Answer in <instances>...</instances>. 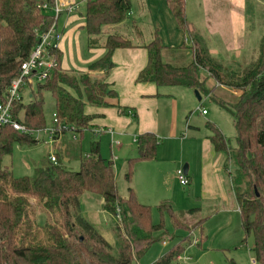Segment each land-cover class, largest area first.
Instances as JSON below:
<instances>
[{
    "label": "trees",
    "instance_id": "obj_1",
    "mask_svg": "<svg viewBox=\"0 0 264 264\" xmlns=\"http://www.w3.org/2000/svg\"><path fill=\"white\" fill-rule=\"evenodd\" d=\"M40 2L46 3L47 9L38 8ZM167 2L178 27L191 40V61L184 66L164 62V47L155 37L143 46L148 52V61L136 80L196 90L232 116L235 146L231 147L211 125L209 139L214 151L225 155L223 169L238 206L242 241L252 237V257L256 264H264L262 41L258 57L244 66L215 59L207 52L202 37L188 23L184 0ZM53 4L54 0H0V102L4 101L10 81L18 76L21 62L38 42L34 29L47 28L53 22L50 9ZM129 11V0L85 1L83 28L88 47L101 44L106 52L89 65V70L108 71L113 66V51L133 46L119 34L103 38L105 27L120 24ZM53 54L56 67L45 81L37 83V93L31 92L28 101L24 102L21 93L20 99L12 103V119L27 130L41 129L44 123L42 91H48L59 123L78 133L90 130L92 116L85 114V106L107 107L105 98L115 94L102 79L90 77L89 73L63 70L58 49ZM209 79L213 83L210 88ZM231 91L239 95L234 96ZM220 93L231 96L227 99ZM36 142L32 136L15 131L9 125L0 129V264H137L150 245L160 240L155 234L162 233V225L151 222L150 207L138 203L131 190L127 198L118 195L112 162L99 155L98 141L91 140L85 158L81 157L79 148L78 153L73 154L79 161L77 169H69L56 160L36 167L30 177H15L1 165V158L11 153L13 143L32 145ZM157 145L152 134L139 136L137 156L129 161L124 175L126 181L130 180L132 164L136 160L152 159ZM86 193L102 199L103 209L113 218L114 245L82 217L79 199ZM166 207L170 209L168 204ZM37 211L46 217L44 226L36 223ZM171 217L174 226H181L172 213ZM182 249V244L171 246L153 264H171ZM230 264L235 263L230 261Z\"/></svg>",
    "mask_w": 264,
    "mask_h": 264
},
{
    "label": "crops",
    "instance_id": "obj_2",
    "mask_svg": "<svg viewBox=\"0 0 264 264\" xmlns=\"http://www.w3.org/2000/svg\"><path fill=\"white\" fill-rule=\"evenodd\" d=\"M58 1L71 5L69 8H63L59 16H62V22L57 24L59 25L58 28L62 31V39L57 48L60 55L61 68L71 72L89 73L90 77L102 79L115 94L114 97L105 98V102L108 104L107 107H92L86 105L85 114L92 116L90 121V126L92 128L88 130L92 138L90 142L91 140L98 141L97 137L106 136L109 139L108 145L110 153L115 146L119 147L120 150L128 149V156L123 161L124 165L119 167L117 163L114 165L113 161L110 160L112 162L116 189L121 176L123 175L124 177L128 172L129 161L137 156L139 136L146 133L152 134L158 142L152 159L136 160L132 164V172L130 175L132 180L130 179L131 181H128L132 188L128 187L126 196H121L119 193L118 195L122 198H127L131 190L138 203L150 207V203L147 201L140 202V196L141 198L144 196V198L148 197L149 200H156L155 202L161 201L162 199H159L158 193L154 190L159 188L162 191L163 182L168 178L175 179L174 174L180 169V165L182 164L187 166L186 176L188 179L187 184H189L192 181L191 177L197 174L191 166L189 159L190 154H193L195 151H200V174L197 175L198 180L201 181L200 195L204 198L215 197V190L220 188V173L222 170L224 171L225 155L222 152L214 151L213 145L209 139L212 133L204 135V133L199 130V125H189L187 123L189 118L187 102H191V94L189 91L183 89L189 90V88L176 85L157 86L152 82H137L136 80L139 72L146 67L148 61V52L143 46L154 40L155 37L159 39L164 48L181 49V51L187 52L185 54L186 56L189 55L191 60V40L187 35L190 45L186 46L184 44L186 32L178 27L167 0H165L166 2L164 0L153 2L154 7L152 6L153 8H151L150 11H148L144 0H137L139 8L137 19H130L128 13L126 19L120 24L105 27L103 38L109 34H119L133 43L132 47L117 48L113 51L111 56L113 66L108 71L88 69L90 64L104 56L106 53L105 49L101 44L94 48L88 47V37L83 28L85 19L83 16L78 17L73 15L74 11L79 15L78 3L75 2V0ZM186 1L187 0H184L185 17L187 16ZM202 7L201 21H196L194 19L187 20L191 28L200 35L199 32L201 31H197L194 26L196 25L200 28L202 25V28L207 29L209 35L217 33L223 40L224 37L225 41L231 40L233 44L232 47L235 49L242 48V36L244 32L247 31L246 29H248L245 16L246 0H203ZM164 27L167 28L168 34L172 36L173 41L168 43L166 39H164L162 42H167V44L175 46H167L165 43L163 44L161 42L162 37L160 33L162 34L161 30H163ZM127 28L130 29L128 30ZM180 33H183L182 38H180ZM162 36L164 38L163 34ZM133 37L136 42L132 41ZM204 45L209 55L213 57L212 55L215 51L211 50V47L207 44L204 43ZM258 50L259 46L257 52ZM252 52L256 51L252 50ZM163 55L162 52V59ZM255 58L252 57L251 60ZM224 61L233 63L226 60ZM245 64L246 63H244V65ZM180 88H183L182 90L184 92H181L179 90ZM190 90L193 93V90ZM68 91L72 94L70 89H68ZM176 103L179 106L177 107V119L174 120L171 108ZM201 115L206 116L208 112ZM207 124L210 123L206 121L205 127ZM92 130H99V135L94 134ZM163 139L167 141V145L163 144ZM54 140H59L57 142L58 153L54 155L56 160L58 156L57 162L59 161L64 165L65 162H62L64 156L68 162L75 161L79 165V161L74 159L73 154L78 153V148L81 154L80 145L76 143V141L67 140L65 135L62 136V138H55ZM123 144L125 145L124 148ZM131 147H135L136 155H132L133 150ZM216 154H219V156L214 158ZM49 162L50 161H48V163ZM126 168L127 171H125ZM137 174L141 176L140 181H137ZM138 183L141 184V188L137 186ZM85 195L88 197V200L91 199L93 201L95 208L80 210L82 217L88 221L110 245H114L115 235L111 225L113 218L103 209V200L89 193L83 194L82 196ZM198 210L197 208L188 210L189 215L186 219L188 223L185 227L189 228L194 225L197 226L196 228H200L202 232V224L207 217L200 216L197 221H194ZM190 216H194V218ZM35 218L39 226H44L46 217L42 212L37 211ZM180 242L181 240L177 244H182V246L189 243V241L185 242L184 240ZM161 243V246H164L167 242L161 240ZM177 244H173L172 247ZM251 247L248 248L247 252L250 257L249 261L251 264H256L250 251ZM169 248L161 253L158 252L156 254L157 257H154L153 262L149 264L156 262L169 250ZM186 261V258H181L178 254L172 262L184 263Z\"/></svg>",
    "mask_w": 264,
    "mask_h": 264
},
{
    "label": "rangeland",
    "instance_id": "obj_3",
    "mask_svg": "<svg viewBox=\"0 0 264 264\" xmlns=\"http://www.w3.org/2000/svg\"><path fill=\"white\" fill-rule=\"evenodd\" d=\"M129 1L130 19H137L139 13L138 2L137 0ZM144 1L148 11H150V9L154 7L153 2L157 0ZM75 2H77L79 5V15H77L76 11H74L73 15L84 17L85 1L75 0ZM202 2L203 0L186 1V17L188 21L189 19H194L196 21L202 20ZM245 16L248 29H246L247 31L244 32L246 36L244 34L243 36L241 35L243 41V50L242 48L235 49L232 47L233 44L231 40L225 41V37L223 40V38H221L217 33L214 35H209L207 29L202 28L201 24L200 28L196 25L194 26L196 27L197 31H201L199 33L203 37L204 43L210 46L211 50L215 51V53L212 55L214 58L233 62L230 63V65L241 64V66H244V63H247L252 59V57H258L257 49L261 41L262 46L264 47V0H246ZM61 22L62 16L58 18L57 24ZM127 29L129 30L130 28ZM161 31L164 35L163 38L162 34L160 33V36L162 37L161 42L164 39H166L168 43L173 41L172 36L168 34L166 27H164ZM182 35L183 33H180V38H182ZM185 35L186 37H183L184 44L189 46L190 41L186 33ZM132 39L133 42H136L134 37ZM167 42L162 43H165L167 46H175L172 44H167ZM252 50L256 52H252ZM185 53L187 52H183L181 49L178 50L164 48L163 60L164 62H170L174 66H184L191 61L189 55L186 56ZM212 85L213 83L211 79H209L207 81V86L210 88ZM36 86L37 82L35 80L30 86L26 85L25 83L22 85L21 93L23 94L24 102L28 101V96L31 92L34 94L37 93ZM182 89L183 88H180L179 90L181 92H184L183 90H187L191 94V102H187V111L189 113L187 123L189 125H199V130L204 133V135L207 133H212V128L209 126L211 125L228 140L231 147H234L235 129L232 116L224 109L215 105L209 97L199 94L201 99L198 101L195 95L193 96L194 90L192 93L190 89ZM220 94L227 98V96H231V94L238 96L239 92L231 91V94ZM42 99V113L44 123L42 128L35 132L38 141L32 145H19L18 143H13L11 153L1 158V165L7 168L15 177L32 176L36 167H42L48 163L49 155H57L58 153L57 142L59 140L55 141L52 139V137L49 135L47 136L44 133V130H50L53 128V98L48 91H42ZM178 106L179 105L176 103L171 108L173 114L172 117L174 120L177 119ZM201 110H204L205 113L208 112V115H201ZM206 121L210 124H207L205 127ZM64 135L66 136L67 140H72L74 142L76 141V143L80 145L82 158H85L87 154H89L90 139L92 138L88 130H83L82 133L67 131L66 133L61 134L58 138H62ZM73 136L75 139H73ZM97 140L99 141L100 155L102 158L112 160L113 164L115 165L117 163L119 167L124 165L123 161L128 156V149L120 150L119 147L115 146L112 148L110 153L108 137H97ZM162 142L163 144H168L166 143L167 141L165 139H163ZM124 146L125 145L123 144V148ZM131 149L133 150L132 155L135 154V147H131ZM218 156L219 154H216L214 158H217ZM189 159L193 170L195 173H197L191 177L192 181L189 184L180 186L176 176H174L175 179L168 178L165 182H163L164 184L162 185V191L159 188L154 190L158 193L159 199H162L161 201L155 202L156 200H149L148 197L144 198V196H142L141 198L140 196V202L147 201L150 203L151 222L153 224H161L162 233L157 232L155 234L157 238L161 237L160 240L150 245L147 251L143 253L138 259L137 264L152 263L154 257H157L156 254L158 252L161 253L166 251L173 244L179 243L180 240H184L185 242L189 241L191 244L190 245L189 243H186V245L183 246L184 248L182 251L179 253V257L187 259V261L184 262L185 264H230V261H233L236 264H251L249 261V253L247 252L248 248L252 246L253 240L252 237H248L246 241H242L243 234L240 227L239 213L237 211V204L234 195L230 190L229 178L222 170L220 173V188L215 190V197L204 198L200 195L201 181L198 180L197 177V175L200 174V151H195L193 154L191 153ZM62 162H65L64 165L69 169H76L78 167L77 162H68L64 156ZM183 165L184 164L180 165V169H182ZM125 171H127V168ZM140 178L141 176H138L137 174V181H140ZM129 183L130 182L126 181L122 175L117 184V191L119 195H127L128 187H131ZM140 185L141 184L139 183L137 184L139 188H141ZM87 198L88 197L85 195L79 199L80 210L95 208L93 201L91 199L88 200ZM159 203L160 205H164L161 207L162 209L159 208ZM167 204L170 206V209L166 207ZM191 208L199 209L194 221H197L200 216L207 217L205 218V222L202 224V232L200 231V228H196L197 226L194 225V227H185V225L188 223L186 221L189 215L188 210ZM171 213L177 218L181 226L176 227L173 225ZM194 216L190 217L194 218ZM161 240H165L167 242L166 245L161 246ZM184 263L172 262V264Z\"/></svg>",
    "mask_w": 264,
    "mask_h": 264
},
{
    "label": "built area",
    "instance_id": "obj_4",
    "mask_svg": "<svg viewBox=\"0 0 264 264\" xmlns=\"http://www.w3.org/2000/svg\"><path fill=\"white\" fill-rule=\"evenodd\" d=\"M70 6V4H64L58 0H54V4L50 8L53 13V22L47 28L34 29L38 42L30 52L29 56L21 62L18 76L10 81L4 101L0 102V129L4 125H9L15 131L26 133L32 136L34 140L38 141L35 132L39 129L36 131L27 130L23 125L12 119V103L20 99L22 85L24 83L30 86L34 80L37 83L43 82L49 77L51 70L56 67L57 63L53 52L58 48V44L62 39V31L58 28L57 20L63 8H69ZM38 8L47 9V4L40 2ZM201 114H205V111L201 110ZM52 117L53 128L50 130H44V133L47 136L49 135L54 139L56 136L60 137L64 130L74 132L71 127L68 128L59 123L54 113ZM92 131L96 135H99L100 133L99 130ZM73 139H75L74 136ZM49 161L55 163L56 157L54 155H49ZM175 176L181 186H185L188 183L187 176L183 172V169H178L175 172Z\"/></svg>",
    "mask_w": 264,
    "mask_h": 264
},
{
    "label": "water",
    "instance_id": "obj_5",
    "mask_svg": "<svg viewBox=\"0 0 264 264\" xmlns=\"http://www.w3.org/2000/svg\"><path fill=\"white\" fill-rule=\"evenodd\" d=\"M194 95L197 98V100L200 101L201 97H200L199 93L196 90H194ZM182 169H183V172L186 174V172H187V166L184 165Z\"/></svg>",
    "mask_w": 264,
    "mask_h": 264
}]
</instances>
